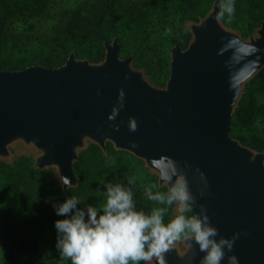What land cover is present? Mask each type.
Returning <instances> with one entry per match:
<instances>
[{"label":"water","instance_id":"1","mask_svg":"<svg viewBox=\"0 0 264 264\" xmlns=\"http://www.w3.org/2000/svg\"><path fill=\"white\" fill-rule=\"evenodd\" d=\"M220 2L190 28L186 50L172 49L166 89L133 71L132 58L121 60L117 42L105 44L98 64L72 54L59 68L0 70V157L14 142L33 145L43 153L36 169L58 168L64 192L78 185L74 164L87 139L104 152L111 143L132 153L160 177L166 161L176 162L195 196L194 211L205 205L217 239L241 234L222 264L232 254L239 264H264V154L230 135L242 86L264 68V22L258 38L245 43L220 25ZM133 121L135 131L128 127ZM162 185L169 187L160 179ZM186 245L183 254L166 252V264H199L204 253L192 239Z\"/></svg>","mask_w":264,"mask_h":264},{"label":"trees","instance_id":"2","mask_svg":"<svg viewBox=\"0 0 264 264\" xmlns=\"http://www.w3.org/2000/svg\"><path fill=\"white\" fill-rule=\"evenodd\" d=\"M51 0L0 1V70L21 71L33 65L46 68L62 67L72 53L77 58L98 64L105 60V44L114 40L122 46V57L133 56L136 64L146 55H157L165 61L163 81L169 71V51L175 46L186 50L192 34L185 24L206 17L216 0H148L141 8H131L118 0H94L85 12L82 9L64 10L51 41L29 56L19 52L6 54L11 43L6 37L7 25L18 19L44 15ZM229 0H223V5ZM233 12L221 15L224 24L250 36L264 22V0H231ZM264 68L248 83L231 121L230 135L243 146L264 154ZM127 153L115 150L111 143L104 152L92 144L79 155L74 170L79 178L77 187L67 192L57 186L48 171L36 169L30 158L21 157L11 164L0 160V245L5 250L6 264H42L39 235L57 216L53 204L78 197L98 211L105 203L104 183L122 182L129 178L136 205L146 213L162 207L148 201L144 187L135 179ZM166 192L167 188H153ZM85 205H78L84 207ZM195 212V211H194ZM173 206L165 215V223L177 215ZM192 213H189L191 215ZM57 233L50 251V264H70L62 260L55 247Z\"/></svg>","mask_w":264,"mask_h":264},{"label":"clouds","instance_id":"3","mask_svg":"<svg viewBox=\"0 0 264 264\" xmlns=\"http://www.w3.org/2000/svg\"><path fill=\"white\" fill-rule=\"evenodd\" d=\"M233 10L229 0L223 5L221 15L227 13L230 16ZM120 99L123 107V93ZM128 127L135 131V122H130ZM165 163L164 169H160V162H156V166L161 170V181L169 184L168 190L154 192L155 184L144 188L145 198L162 206L153 207L148 213L137 209L133 178L126 184L106 181L103 191L106 200L99 211L75 196L53 204L55 214L64 217L54 222L55 247L60 258L70 264H154V261L155 264H166L165 253L174 243L190 238L204 253L199 264H222L241 234L236 232L230 238L219 236L217 239L218 229L210 223L205 205H199V211L194 212L195 196L178 164ZM206 189L205 182L202 196ZM173 206L178 214L165 223V215ZM0 254H3L2 248ZM227 264H239L237 256L227 255Z\"/></svg>","mask_w":264,"mask_h":264},{"label":"rangeland","instance_id":"4","mask_svg":"<svg viewBox=\"0 0 264 264\" xmlns=\"http://www.w3.org/2000/svg\"><path fill=\"white\" fill-rule=\"evenodd\" d=\"M118 1L131 8H141L148 0H118ZM222 2L223 0H221L220 5H219L220 25L228 32L239 37L245 43H250L252 39H257L258 31L261 26L259 28H256L255 31L250 36L244 37L242 33L240 32V30L235 29V28H230L224 24V22L221 19ZM93 3H94V0H51L50 8L44 15L40 17L30 18V19H18V20L10 22L6 28V37L11 43L14 44L13 45L14 49L12 48L10 44L8 50L6 51V54L10 55L12 52L16 51V52L21 53L22 54L21 56L23 57L32 55L34 52L38 51L41 48L40 46L47 44L49 41H51V38L53 37L56 26L60 25L61 23V20H62L61 13L64 10L82 9L85 12L86 10L89 9L88 7ZM213 6L210 9L209 13L206 15V17L212 12ZM206 17L200 19V21L198 22L188 21L186 22L185 26L188 29H190L191 27L195 25H199ZM114 42H117L121 46V52H122L123 46L116 40H114L110 44H113ZM172 49H170L168 53L169 54V67H168L169 74L164 81H163V72L166 69L165 67L166 64H165V61H163V68L160 71L162 61L157 55H153L152 53L146 55V57L141 61V65L136 64L133 56H129L125 58L122 57L121 52H120V59L126 60L129 58H132L131 68L133 69V71L141 73L144 79L147 81V83L150 86L156 89H166L167 83L170 78V73H171ZM72 54L75 56L77 60H82V61L86 60L90 62L88 59L77 58L75 53H72ZM91 64H94V63H91ZM33 66H40V65H33ZM255 76H253L251 79L245 82L244 85L242 86V92L240 94L239 101L245 92L246 86ZM263 100H264V97H263ZM238 103L236 105V108L238 106ZM234 113H235V110L233 112L232 118L234 116ZM260 125L261 126L264 125V118H262ZM92 144H95V143H93L91 140H88V139L85 140L83 147L77 150L78 155H80L82 152L87 150L89 146ZM123 152L127 153L126 157L129 158L130 160V165L132 168V171L130 174L134 175L135 179L138 181V183L142 187L145 188L146 186L155 184L158 187H165L168 190V187L166 185L160 186V175L156 170L151 169L144 160L136 157L132 153L127 152V151H123ZM42 155H43L42 151H40L33 145H27L22 141H17L9 145L7 155L0 157V160L8 164H11L21 157H27L32 160L33 166L35 167L37 159L40 158ZM44 171L50 172L52 175L53 182L57 186L63 189V179L59 173L58 168L49 167V168L44 169ZM137 209L141 210L138 206H137ZM189 239L190 238H187V239L182 238L181 240L175 242L171 248H175L179 254H183L185 253L187 249L186 241ZM54 240H55V228L54 227L46 228L40 233L38 244H39L40 252L42 255V264H50L49 255H50V251L53 246ZM0 248L3 249V254H0V264H6L5 250L1 245H0ZM154 264H155V261H154Z\"/></svg>","mask_w":264,"mask_h":264}]
</instances>
